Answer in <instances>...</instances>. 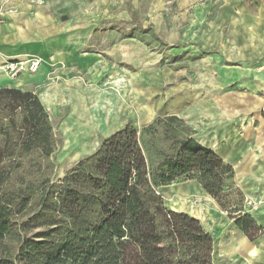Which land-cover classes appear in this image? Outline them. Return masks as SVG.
I'll return each instance as SVG.
<instances>
[{"label":"trees","instance_id":"trees-1","mask_svg":"<svg viewBox=\"0 0 264 264\" xmlns=\"http://www.w3.org/2000/svg\"><path fill=\"white\" fill-rule=\"evenodd\" d=\"M171 138L175 155L150 170L137 130L125 125L63 179L37 185L22 167L39 159V169L53 153L49 114L36 93L0 86V264H14L4 238L34 198L40 209L29 225L42 230L18 249L20 264H213L210 233L194 216L166 209L155 187L195 178L226 209L220 198L234 169L190 135ZM228 211L250 241L263 235L250 213Z\"/></svg>","mask_w":264,"mask_h":264},{"label":"crops","instance_id":"crops-1","mask_svg":"<svg viewBox=\"0 0 264 264\" xmlns=\"http://www.w3.org/2000/svg\"><path fill=\"white\" fill-rule=\"evenodd\" d=\"M84 2L0 0L4 21L0 34V86L36 93L51 114L68 108L64 127L71 122L80 126L87 123L91 112L96 116L97 130L110 135L118 129L123 112L114 109V92L103 91L100 83L107 76L120 80L122 61L138 65L139 49L128 37L126 41L105 36L90 39V25L77 18L86 11ZM238 3V8H232L231 18L227 11L225 34L205 32L204 36L201 31L202 44L215 45L217 54L197 62L201 75L194 78L195 87L188 89L183 84L167 89L162 106L181 105L186 120L194 122L197 142L233 167V181L245 197L261 199L251 215L264 228V0H255L252 9L245 0ZM220 23L216 20V27ZM94 43L99 47L89 50L86 45ZM28 55L41 59L36 72H23L15 78L3 71V62ZM207 63L209 78L204 79L202 65ZM136 76L132 78L136 82H131L137 91V86L143 87L141 83L148 79L141 73ZM145 85L149 90V84ZM187 91L206 92L207 96L193 100ZM191 101L193 107H189ZM191 109L193 113L188 111ZM153 114L146 109V118ZM104 123H111L108 131ZM224 236L229 258L239 260V264H264V234L255 243L231 221Z\"/></svg>","mask_w":264,"mask_h":264},{"label":"rangeland","instance_id":"rangeland-1","mask_svg":"<svg viewBox=\"0 0 264 264\" xmlns=\"http://www.w3.org/2000/svg\"><path fill=\"white\" fill-rule=\"evenodd\" d=\"M245 1L251 9L254 7L255 0ZM84 6L86 11L77 14V18H83L85 25H90L87 28V33L91 35L90 39L92 36H99L95 39L105 36L126 41L128 37L132 38L133 44L139 49L138 65L122 61L120 64L122 78L111 79L107 76L106 80L102 79L100 87L108 93L114 92L117 97V101L115 100L117 106L114 109L117 112H123L121 122L116 126H119L117 130L125 125H131L137 130L147 165L150 170H154L166 157L175 155V149L171 146L173 134L176 138L184 135L195 137L194 122L186 120L181 105L173 108L162 106V103L166 101L167 89L183 84L187 85L188 89L195 87L194 78L201 75L197 62L217 54L215 45L202 44L204 41L201 42L200 39L204 37H201L200 33L203 30L204 36H206L205 32L216 36L225 34L227 11L231 18L232 8L239 6L238 0H85ZM197 14H199L198 18ZM216 20L222 21L219 27H216ZM3 22L0 13V34ZM86 46L89 50L99 47L97 43ZM207 66L208 63L202 65L204 79L209 78L206 76L209 73ZM137 73L138 76L140 73L144 74L148 82L140 79V81L143 80L141 83L143 87L137 86L136 91L131 81L136 82L132 78H135ZM145 82L149 84L147 87L149 90H145ZM231 87L234 88V85ZM187 95L194 100L207 96V93L187 91ZM191 106L193 107L192 101L189 104V107ZM146 109L153 111V116L146 118ZM193 110L188 111L193 113ZM67 111L68 108H65L51 114L47 110L52 125L55 149L49 158L41 161L39 169V159L37 162L36 160L26 161L22 167L25 169L22 173H29L31 175L29 177L37 185L43 178H48L53 183L63 179L75 164L93 153L101 140L109 136L108 132L97 130L99 128L95 124L96 116H92L91 112L87 123L80 126L71 122L64 127L65 118L69 112ZM102 113L106 114L107 111ZM169 116H175L179 121H170L167 119ZM234 119L236 120V117ZM104 124L108 131L111 123ZM150 124L152 127L145 129ZM198 185L201 187L195 178L176 179L168 185L155 187V190L161 195L166 209L194 216L200 221L204 230L210 233L213 238V264H239V260H232L226 252V236L224 235L227 233L230 222H233L228 210L236 209L238 210L236 213L240 210V212L251 214L261 199L245 197L234 183L222 191L220 201L226 207L223 209L215 198L204 189L202 191ZM196 188H199L198 191ZM237 192L241 193L240 196H237ZM32 200L30 206L16 217L12 231L4 238V243L11 255L10 259L14 260V264H20L19 261H15L20 246L27 238L36 240L35 234L42 230L41 226L29 225L31 221L29 222L28 218L40 209L37 199ZM219 213L223 216H219Z\"/></svg>","mask_w":264,"mask_h":264},{"label":"built area","instance_id":"built-area-1","mask_svg":"<svg viewBox=\"0 0 264 264\" xmlns=\"http://www.w3.org/2000/svg\"><path fill=\"white\" fill-rule=\"evenodd\" d=\"M40 64H41L40 58L36 56L28 55L23 59L7 60L3 62L2 68L11 77H16L17 75L23 72H27V73L36 72Z\"/></svg>","mask_w":264,"mask_h":264},{"label":"water","instance_id":"water-1","mask_svg":"<svg viewBox=\"0 0 264 264\" xmlns=\"http://www.w3.org/2000/svg\"><path fill=\"white\" fill-rule=\"evenodd\" d=\"M63 18H65V16H63Z\"/></svg>","mask_w":264,"mask_h":264},{"label":"bare ground","instance_id":"bare-ground-1","mask_svg":"<svg viewBox=\"0 0 264 264\" xmlns=\"http://www.w3.org/2000/svg\"><path fill=\"white\" fill-rule=\"evenodd\" d=\"M173 105V104H172ZM197 189V188H196Z\"/></svg>","mask_w":264,"mask_h":264}]
</instances>
